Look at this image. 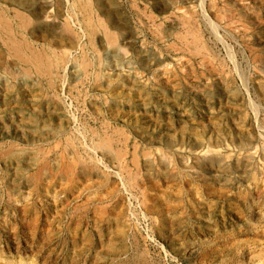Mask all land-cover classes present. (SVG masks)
Here are the masks:
<instances>
[{"label": "rangeland", "instance_id": "rangeland-1", "mask_svg": "<svg viewBox=\"0 0 264 264\" xmlns=\"http://www.w3.org/2000/svg\"><path fill=\"white\" fill-rule=\"evenodd\" d=\"M0 264H264V0H0Z\"/></svg>", "mask_w": 264, "mask_h": 264}, {"label": "bare ground", "instance_id": "bare-ground-1", "mask_svg": "<svg viewBox=\"0 0 264 264\" xmlns=\"http://www.w3.org/2000/svg\"><path fill=\"white\" fill-rule=\"evenodd\" d=\"M196 154L199 156V157H205V156H208V155H211L214 153V151H211L209 149H206L204 147H198L196 150H195Z\"/></svg>", "mask_w": 264, "mask_h": 264}]
</instances>
